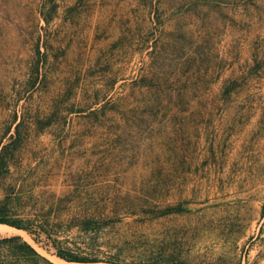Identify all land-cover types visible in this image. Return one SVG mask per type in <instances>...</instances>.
Returning <instances> with one entry per match:
<instances>
[{
	"label": "rangeland",
	"instance_id": "1",
	"mask_svg": "<svg viewBox=\"0 0 264 264\" xmlns=\"http://www.w3.org/2000/svg\"><path fill=\"white\" fill-rule=\"evenodd\" d=\"M57 107L19 151L53 177L25 184L89 211L118 189L126 260L264 264V0H0V137Z\"/></svg>",
	"mask_w": 264,
	"mask_h": 264
},
{
	"label": "trees",
	"instance_id": "2",
	"mask_svg": "<svg viewBox=\"0 0 264 264\" xmlns=\"http://www.w3.org/2000/svg\"><path fill=\"white\" fill-rule=\"evenodd\" d=\"M55 8L51 2L47 12H43L46 22ZM46 56V52H40L37 48L28 69L29 86L34 87L44 81L47 74ZM61 112L60 107L44 110L41 113L46 120L44 124L39 116L27 120L23 112L18 114L15 111L11 118L12 132L8 130L0 137V188L3 191L0 199V224L25 232L34 244L66 263L142 264L126 260L128 258L122 246L127 245L128 241L124 237L122 245L118 244L121 241L118 236L121 227L118 225L124 217L133 216L140 211L134 209L132 204L118 202L121 200L118 189L95 199L92 210L89 211L86 208L71 209L73 199L59 198L46 190L36 192L34 187L25 184L31 176L43 182L53 177L50 171L20 173L19 151L28 137L29 126L36 128L39 125H49L52 118ZM97 112V109L89 110L88 115H95ZM11 167L16 170L12 171ZM82 177L91 179L97 178V175L82 173ZM108 233H112L115 240L98 241L100 234ZM0 264L53 263L21 236L12 235L0 236Z\"/></svg>",
	"mask_w": 264,
	"mask_h": 264
},
{
	"label": "bare ground",
	"instance_id": "3",
	"mask_svg": "<svg viewBox=\"0 0 264 264\" xmlns=\"http://www.w3.org/2000/svg\"><path fill=\"white\" fill-rule=\"evenodd\" d=\"M0 229L1 230H13V231H15V232H20V231H18V230H15V229H13V228H10V227H8V226H5V225H0ZM23 233V232H22ZM52 259L57 263V264H73V263H66V262H64V261H62V260H60V259H58V258H56V257H52Z\"/></svg>",
	"mask_w": 264,
	"mask_h": 264
},
{
	"label": "water",
	"instance_id": "4",
	"mask_svg": "<svg viewBox=\"0 0 264 264\" xmlns=\"http://www.w3.org/2000/svg\"><path fill=\"white\" fill-rule=\"evenodd\" d=\"M75 264H78V263H75Z\"/></svg>",
	"mask_w": 264,
	"mask_h": 264
}]
</instances>
